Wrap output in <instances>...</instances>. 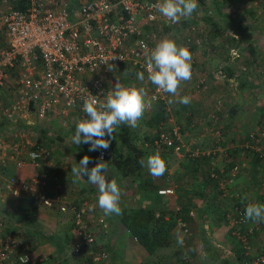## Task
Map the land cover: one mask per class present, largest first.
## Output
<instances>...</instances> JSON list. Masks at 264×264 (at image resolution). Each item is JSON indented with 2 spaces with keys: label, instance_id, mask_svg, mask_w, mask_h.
Listing matches in <instances>:
<instances>
[{
  "label": "crops",
  "instance_id": "0c3cea01",
  "mask_svg": "<svg viewBox=\"0 0 264 264\" xmlns=\"http://www.w3.org/2000/svg\"><path fill=\"white\" fill-rule=\"evenodd\" d=\"M15 2L17 1L0 0V6L6 7L15 4ZM197 2L199 6L191 18L201 20L200 15H202L205 5H201L200 0ZM204 2L207 5L211 0H204ZM234 2L235 0H229L230 5H226L228 8L225 6V9L220 13L221 16L232 15L234 21L232 23L219 22L220 24L214 28L207 24L206 30L209 36L207 35L200 46L190 51L192 54V75L189 81L182 82L179 95L189 96L191 103L180 104L176 102L177 97L170 94L168 105L151 102L148 100L150 87L146 82L149 89L148 91L144 90L146 110L143 118L139 121L138 129L134 130L126 124L120 125L115 133V139L112 140L114 142L113 156L104 161L108 165L106 177L109 180L115 179L121 189V208H151L155 209L156 214L165 212V218H168L170 212H178L181 208L195 211V217H187L186 220L192 226L198 225L195 235L198 236L200 252L198 256L201 257L204 264L253 263L251 257L243 259L241 244L238 242L240 240L233 234L236 229L226 225L225 213L230 206H227L228 209L224 208L225 218L219 215L222 210L219 214L215 213L213 205H210L214 190L210 186L201 185L202 174L206 167L202 165L199 170L191 169L193 161L188 150L198 148L204 152L205 159L210 156L211 167L220 176L219 188L221 190L226 188L230 193L237 190L246 195L250 193L249 202L264 204V163H259L253 157L252 154L256 153L253 149L256 142L247 137L258 127L264 126L261 119V116L264 115V89L261 88L264 86V78L262 82H256V92L251 95L250 102L248 98L251 94V90L248 89L250 87L241 88L239 83L242 79H246L249 85L254 80L247 75L248 71L241 74L239 71H243L244 66L238 70V64L241 62L246 65L251 64V55L245 45L247 42L251 43L252 30L248 21L245 24L238 21L240 15L238 10L234 9L236 8L233 5ZM233 16L238 18L235 20ZM181 30L178 29L180 32ZM186 31L185 28L183 32ZM259 31L264 33V28H260ZM254 40L252 39V42L256 46ZM261 48L263 54L258 55L257 53L256 60L260 56L264 60V42ZM234 49L240 54L235 59L231 55V51ZM221 61L224 63L220 64ZM122 65L112 66L113 80L118 78L121 82V79L124 80L123 77L127 75L128 81L139 83L136 74L140 71L137 69L133 72L126 71ZM226 65L233 69L232 75H228L229 73L225 71ZM11 82L12 80L9 83L11 84ZM138 87H141L140 84ZM236 87H239L240 94L234 91ZM8 91L10 90L6 89L1 92L3 98ZM223 91L225 93L229 91V94H225ZM246 92L249 94L246 95ZM224 95L228 98L223 99ZM237 96L243 98L242 102L237 99ZM219 97L224 101L219 109V123L217 124L212 120V114L218 112L216 101ZM258 97H260L258 103L254 104V100ZM250 104L251 109L249 108ZM161 118L163 119L160 122L162 126L168 128L172 124L180 126L181 140L186 144L185 153L181 156H177L171 151L163 154L162 158L166 161L167 170L161 177H153L146 167L133 170L132 165L127 164V169L123 168L122 162L131 156V152L122 142L123 139H127V136L131 135L135 145L147 152L145 153L146 159L147 156L153 154L149 139L155 133L156 121L162 120ZM79 119L77 110L70 111L68 116L60 115L58 112L51 113L41 121L36 120L35 115L31 113L28 116V121L31 123L20 122L18 126L11 128L5 119L0 118V134H4V137L9 136L6 142L4 137V140L1 138L7 154L14 144L22 142H29L34 147L51 151L50 162L42 163L38 167L31 163H25L23 167L17 169L9 160L7 165L0 166V182L4 186L5 181L11 176L28 179L34 171H46L50 175L49 195L65 197L73 205H79L83 201L87 202L86 219L89 228L94 232L92 249H103L109 253V260L103 264H177L175 255L181 251L171 250L164 260H159L161 258L159 251L163 248L154 254H147L144 248L123 227L119 215L105 216L98 206L93 211H89V206L97 204V188L95 185L89 184L87 179H76L71 172V167L77 165L84 155L89 156L92 153L89 151V144L75 145L72 143L75 123ZM219 127L222 129L220 137L215 133ZM195 139H197V144L193 143ZM261 142L264 149V139ZM245 144H248L249 147H245ZM229 151L232 153L236 151L235 156H229ZM129 160L130 158L128 163ZM230 160L238 162L242 167L240 173L233 178L224 171ZM166 187H172L174 193L169 195L157 193L159 188ZM5 194L9 197L4 212L6 211L9 216L8 224L18 235L22 245L27 246L35 253L49 254L59 264H83L82 260L87 257V251H83L79 256H72L68 253L75 235L71 211L61 213L56 207L45 208L34 203L24 194L18 196L7 192ZM226 197L229 199V195ZM229 201L232 202L231 199ZM4 212L3 215H5ZM100 219L103 220V223L99 222ZM213 225L215 226L214 230ZM251 225H256V230L250 239V256L258 255L264 251V222L246 221L239 231L246 233L247 228ZM180 250L182 249L180 248ZM193 252V250L188 251L181 256L186 258L192 256ZM186 260V264H195L189 258Z\"/></svg>",
  "mask_w": 264,
  "mask_h": 264
},
{
  "label": "built area",
  "instance_id": "2783aa9c",
  "mask_svg": "<svg viewBox=\"0 0 264 264\" xmlns=\"http://www.w3.org/2000/svg\"><path fill=\"white\" fill-rule=\"evenodd\" d=\"M158 0H25L23 9L0 6V118L13 128L20 122L25 124L33 113L41 121L58 112L68 116L72 110L79 112L80 119L86 114L82 110L83 98L93 96L103 102L104 94L111 89L115 80L108 68L118 67L122 63L145 73L150 90L148 100L161 101L168 105L169 94L160 92L147 79L146 57L154 48L162 33V24L170 25L154 7ZM211 12L210 10L208 11ZM196 44L206 36H201L202 28H190ZM197 34V35H196ZM189 41V38L186 39ZM12 80L11 84L9 83ZM11 95L5 104L3 90ZM223 102L216 101L219 112ZM168 109V107H166ZM218 112L212 114L216 123ZM216 127V126H215ZM162 130L152 143L153 152L172 150L177 156L185 153L186 144L181 140L180 126L172 124L162 126ZM218 129V128H217ZM214 131V128H213ZM217 136L219 130H215ZM256 143L254 152L264 160V126L248 134ZM197 144V139L193 143ZM0 138V166L11 160L19 169L25 163L38 167L49 163L51 151L34 147L29 142L16 143L9 154L3 148ZM245 147H249L245 144ZM191 158H199L204 152L198 148L188 150ZM98 158L108 160L112 157V147L95 151ZM35 154V155H34ZM240 165L230 170L231 177L237 176ZM211 175H215L212 172ZM50 175L46 171H34L28 179L9 177L4 188L8 194L25 195L28 199L45 208L56 207L61 213L71 211L74 225V240L68 249L72 256L87 251L91 264H103L109 260L106 250L92 249L94 232L86 219L87 202L79 205L69 203L65 197L49 195ZM224 194L238 197V192ZM159 195L174 193L172 187L159 188ZM245 207L232 205L225 213L233 234L242 241L245 254H249L248 235H253L256 225L241 233L240 227L246 222ZM158 216V214H156ZM188 215L195 217L194 210ZM103 223V220H99ZM2 226V222H0ZM177 227L183 234H189V224L181 217L177 218ZM253 264H264V253L252 258ZM0 264H59L49 254L35 253L22 245L17 234L9 232L0 238Z\"/></svg>",
  "mask_w": 264,
  "mask_h": 264
},
{
  "label": "clouds",
  "instance_id": "9594fccd",
  "mask_svg": "<svg viewBox=\"0 0 264 264\" xmlns=\"http://www.w3.org/2000/svg\"><path fill=\"white\" fill-rule=\"evenodd\" d=\"M198 6L197 0H158L154 5L156 10L173 24L178 23L181 18H191ZM231 55L235 59L240 54L234 49ZM191 59L192 54L186 46L178 45L174 39L165 36L146 57L147 79L158 91L177 97L176 102L187 105L191 103V98L187 95L180 96L179 89L182 82L191 79ZM108 69L112 71L111 68ZM136 78L144 81L145 73L138 72ZM82 110L86 116L76 121L72 143L89 144V151L107 150L120 125L126 124L134 130L138 129L139 121L146 110L145 92L142 87L124 85L116 78L112 88L104 94L103 102H98L93 96H86L83 98ZM139 163L146 167L153 177H161L167 170L166 161L158 151L146 159H141ZM89 164L90 158L86 154L77 165L71 167L76 179L86 177L87 182L97 188V204L89 206V211L98 206L105 216L121 215V189L115 179L109 180L106 177L107 163L101 156L94 166L89 167ZM244 218L246 221L264 222V204L248 203ZM176 238L177 244L182 247L183 234L177 232Z\"/></svg>",
  "mask_w": 264,
  "mask_h": 264
},
{
  "label": "trees",
  "instance_id": "16d2710c",
  "mask_svg": "<svg viewBox=\"0 0 264 264\" xmlns=\"http://www.w3.org/2000/svg\"><path fill=\"white\" fill-rule=\"evenodd\" d=\"M16 1L17 2H15V8L23 9L25 7V0H16ZM200 2H201V5H205L202 9V15H200L202 18L201 20H199V18H197V19L181 18V20L175 24H173V23L170 25L162 24L163 35L168 34L171 37H173L176 33H180V31H178V29H182L181 32H183L184 29L186 28L187 31L184 32L182 39H183L184 46H186L190 51H192L193 48L200 46L205 41V39H203L200 44H196L194 42V39L192 38L193 33L190 31V28L192 26L201 27L202 31H203L201 33V36L205 35L207 37V35H208L207 30H206L207 24H210L211 28H214V26H218V24H220L219 22L227 21L228 23H232L234 21V19L232 18V15H230V14H227L224 16L220 15V13L225 9L224 8L225 5H227V6L230 5L229 0H211V2H210L211 4L209 3L207 5L205 4L204 0H200ZM237 3H238V1L235 0L233 5H235L234 7H236V5H237V8H238L237 12L240 15V18L238 21L242 24H245L248 21L247 16L249 17V14H248L249 10L246 9L244 5L241 6ZM74 4H78V0H74ZM209 10L211 11L210 13L208 12ZM251 15H252V12H251ZM187 38H189V41L186 40ZM245 46L248 49V53L251 55V64H249V65H251V72H254V69H256L258 67V64H256L257 63L256 55H257L258 51H257V48L255 47L254 43L252 42V36H251V43L247 42ZM122 64H123L122 66L124 68H126L125 69L126 71L131 70L133 72L135 70L134 68H132L130 65H128L126 63H122ZM249 65L245 64V66L242 69L243 71L240 70L239 72H241V74H242V73L248 71ZM230 67L231 66L226 65V68H224L225 71H227L229 73L228 75H232L234 73L233 69ZM252 69H253V71H252ZM124 82L125 81H123V83ZM239 84H240L241 88L250 87L248 89H249V91L251 90V95L255 94L256 91L254 89L256 86L255 85L256 82L251 81V83L248 85V81L246 79H242ZM157 102H161V101H157ZM218 116H219V112H218ZM261 119L264 122V115L261 116ZM161 121H163V119L160 121H156V123L154 121V123L156 124V126L154 127L155 133H154L153 137H150V139H149L150 143L149 144L153 143L154 139L158 136L159 132L162 130V128H161L162 125L160 124ZM216 123L218 124L219 121H217ZM218 130H219V135L221 136V130H222L221 127H219ZM122 142L127 146L128 150L131 152V156L129 157L130 162L128 163V159H129L128 157L125 158L124 161L122 162L123 168H126L127 164L128 165L131 164L133 167V170L141 168L142 166L140 165L139 161L141 159H145V153H147V152H145L141 147L135 145L134 140L132 139L131 135L127 136V139H123ZM250 142H251V140H250ZM110 144H111L112 153H113L114 142H112V140H111ZM167 151L172 152V150H162L159 153L162 156L163 154H166ZM153 153H155V152H153ZM228 154H229V156H232V155L235 156L236 151L234 153L229 151ZM252 155L259 163H261V164L264 163V160L262 158H260L257 153L252 154ZM112 156H113V154H112ZM89 158H90L89 167L94 166L95 163L99 161V158H98L95 151H92V153L89 155ZM191 160L193 161L192 162L193 167H191V169L199 170V168L202 165H205L206 169H205L204 173L202 172L203 177L201 180L202 181L201 185L202 186H210L214 190V194H212L210 205L211 206L213 205L214 209L216 210L215 213L218 212V214H219L220 211L222 210L223 214L221 212L219 214L220 217L225 218L224 217V212H225L224 208H226L227 206L231 207L232 205H235L238 207H243V206L246 207V205L248 203H250L249 202L250 199H248V195L244 194L240 190L235 191V192L239 193L238 197H234V196L230 197L229 196V199H231V201H232L230 203V201L226 197V195L223 194L224 193L223 190H221L219 188L220 176H218L217 175L218 172L211 167L210 156L208 157V159H205L204 155H202L199 158H191ZM118 161L120 163V160H118ZM235 164H238V162L236 163V161L230 160V162H228L227 168L224 169V171L228 172V174H229V170ZM129 168H130V166H129ZM240 169H241V165H240ZM212 172H215L216 176L211 175ZM83 178L87 179L86 177H83ZM216 202L219 205L214 204ZM226 209H228V207ZM229 210H230V208H229ZM164 214H165V212H162V213L160 212L157 216L155 209H151V208L124 207V208H122V214L119 215V218H120V222L122 223L123 227L128 231V233H130L136 239V241L144 248V250H145V252H147V254L151 255V254H154L156 251L171 245L172 241L174 240V234L179 229L177 227V218L178 217H181L182 219H185V220L187 217H190L188 215V210L183 209V208L178 210V212H174V213L170 212L168 215V218H165ZM224 220H226V219H224ZM245 223H243L242 225H244ZM242 225H241V227H242ZM10 227L11 226L8 225L7 229L9 230V232H11L13 230ZM12 233H15L14 230ZM246 235H247V233H246ZM252 236L251 235L247 236V238H249V240H248L249 244H250V239ZM238 242H239V244H241V247H240L241 252H242L241 256L243 257V259H249L251 257V262H252V258L254 255L250 256V254H245V250L242 247V241H238ZM262 253H264V251ZM86 256L87 257H84L82 260L83 264H91V256L89 254ZM52 259H54V258H52ZM185 261H187V260L182 259L180 262H181V264H186Z\"/></svg>",
  "mask_w": 264,
  "mask_h": 264
},
{
  "label": "rangeland",
  "instance_id": "374dc122",
  "mask_svg": "<svg viewBox=\"0 0 264 264\" xmlns=\"http://www.w3.org/2000/svg\"><path fill=\"white\" fill-rule=\"evenodd\" d=\"M237 4H239L241 6L244 5L245 8L249 10L248 12H249L250 15H251V12H252V15L251 16L249 15L250 17L247 16V18H249L248 19V23L251 25V30H252L251 36H252V39L253 40L255 39L254 42L256 43V46L255 47L257 48V51H258L257 53H258V55H261V54H263V51H262L261 46L263 45V42H264L263 41L264 40V33L263 32H260L259 30H260V28H264V0H238V3ZM9 6L15 8V4H10ZM226 8H228V7L226 6ZM234 9L238 10L237 5H236V8H234ZM234 18L236 20V18H238V17H234ZM183 34H184V32H180V33H176L173 36V39H175V41H176V43L178 45H183L184 46L183 39H182L183 38ZM165 36L171 38V36H169L168 34L163 35V33H161V36H159V38L156 41V43L161 38H163ZM231 61H234V60H231ZM221 63H224V61H221L220 64ZM257 63L259 64V66L256 69H254V72H251V65H249L247 75L250 77V79H253L254 82H258L259 83V82H262V80L264 78L263 77V75H264V60H263V57L262 56L258 57ZM243 66H245V64L243 62L239 63L238 64V67H239L238 70H240V68H242ZM252 71H253V69H252ZM123 78H124V80L121 79V82L123 83V81H125L124 84H126V85H136L138 87V85L140 84V86L144 90H147V91L149 90L148 87H147V84H146V80L145 79L142 82L139 81V83H133V81H131V82H130V80L128 81L127 75H125ZM227 87L229 88V86H227ZM261 88L264 89V86L261 87ZM230 91H231V89H230ZM234 91L239 92V94H240L239 87H236L234 89ZM223 93H225V92L223 91ZM225 94H229V91L226 92ZM248 94L249 93L246 92V95H248ZM237 97H238L237 99H239L242 102L243 98L241 99L240 96H237ZM10 98H11V95L9 94V92H6L4 94L5 104L8 103V102H10V101H12V100L9 101ZM222 98L223 99L224 98L227 99L228 96L224 95ZM248 98H249V101L251 102V94H250V96H248ZM259 98L260 97H258L257 99L254 100V104L255 103H258ZM219 99L222 102L224 101L220 97H219ZM249 108L251 109V104H250ZM3 137H4V134L3 135L0 134V138L3 139ZM4 139H5V142H6L9 139V136L4 137ZM243 168H245V166H243ZM240 171H241V169H240ZM240 171H239V173H240ZM231 178H233V177H231ZM5 193H6L5 192V188H4L3 184H2V182H0V210H1L0 211V222H2V226H0V238H4L5 235L9 233V230L7 229L8 228V225H9L8 224L9 216H7L6 211L4 212V210H6L5 207H7V202H8L9 195H7ZM248 196L250 197L251 194L248 193ZM1 198H2V200H4L3 201L4 202V205H3V202L1 200ZM3 212L5 213V215H3ZM226 225L229 226L228 223ZM212 227H213V230H214L215 226L213 225ZM197 229H198V225L197 224H195L193 226H192V224L191 225L189 224V234H187V235L183 234L180 229L177 230L175 232V234H174V240L172 241V243L168 247V249H167V247H164L161 251H159V254L161 255V258L159 260H161V259L164 260V258H166L165 256H168L169 255V252H171V250H175L176 249V250L182 251V252L177 253L175 255V258H176V261H177L176 263L177 264H181L180 261L182 259L184 260V259H188V258H189L190 261L194 262L195 264H204L202 262L201 257L198 256L200 254L199 248H198V236L197 237L195 236L197 234V231H196ZM11 232H13V230ZM177 232H180V233L183 234L184 244H183L182 247L177 244V238H176V233ZM213 233H215V232H213ZM215 235H216V233H215ZM170 247H172V248L170 249ZM180 248L182 250H180ZM192 250L194 251L193 254H192V256H189V257H186V258H184L183 256H181L182 254H186V252L192 251ZM151 259H153L152 256H151Z\"/></svg>",
  "mask_w": 264,
  "mask_h": 264
}]
</instances>
